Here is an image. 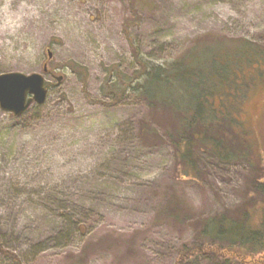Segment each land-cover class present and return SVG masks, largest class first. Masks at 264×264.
Returning a JSON list of instances; mask_svg holds the SVG:
<instances>
[{
    "label": "rangeland",
    "instance_id": "rangeland-1",
    "mask_svg": "<svg viewBox=\"0 0 264 264\" xmlns=\"http://www.w3.org/2000/svg\"><path fill=\"white\" fill-rule=\"evenodd\" d=\"M245 40L264 53V0H0V74L49 84L46 102L21 116L0 107V264H175L200 221L260 200L244 157L201 151L186 178L166 113L131 89L118 101L104 90L111 68L140 72L138 57L167 64L200 47L217 67V53ZM259 60L232 68L264 96ZM263 96L239 117L257 126L263 155L251 161L264 169ZM153 119L168 124L150 138Z\"/></svg>",
    "mask_w": 264,
    "mask_h": 264
},
{
    "label": "trees",
    "instance_id": "trees-1",
    "mask_svg": "<svg viewBox=\"0 0 264 264\" xmlns=\"http://www.w3.org/2000/svg\"><path fill=\"white\" fill-rule=\"evenodd\" d=\"M125 30L129 39L128 29ZM130 42L133 45L132 39ZM228 48L232 49V55L225 57L217 53L220 62L217 67H214L218 61L215 54L204 55L200 47L167 64L148 65L138 57L142 65L140 72L127 77L118 68H111L104 88L113 101L125 98L131 89L151 111L166 113L170 125L165 134L181 162L184 177L198 172L196 155L205 150L221 161L239 156L253 164L256 176L249 191L260 200H250L235 214L226 212L200 221V239L185 245L175 264H198L199 258L212 259V264H264V169L251 161L256 149L259 158L263 152L259 139L254 136L257 126L256 130H250L246 119L239 117L243 114L246 118L245 106L263 93L261 89L256 93L248 91L246 83L238 84L232 68V64L257 58L264 63V53L248 40ZM75 68L82 75L86 74L78 65ZM153 120L154 125L149 124L146 129L150 138L158 135L156 125L165 128L164 123H167L164 119Z\"/></svg>",
    "mask_w": 264,
    "mask_h": 264
},
{
    "label": "water",
    "instance_id": "water-1",
    "mask_svg": "<svg viewBox=\"0 0 264 264\" xmlns=\"http://www.w3.org/2000/svg\"><path fill=\"white\" fill-rule=\"evenodd\" d=\"M49 57H52L51 52H49ZM46 71L45 66L44 72ZM47 97L46 79L40 73L0 74V107L15 116L23 115L34 102L44 104Z\"/></svg>",
    "mask_w": 264,
    "mask_h": 264
}]
</instances>
